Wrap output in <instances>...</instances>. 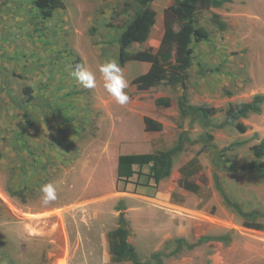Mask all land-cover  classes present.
Wrapping results in <instances>:
<instances>
[{
	"label": "rangeland",
	"instance_id": "rangeland-1",
	"mask_svg": "<svg viewBox=\"0 0 264 264\" xmlns=\"http://www.w3.org/2000/svg\"><path fill=\"white\" fill-rule=\"evenodd\" d=\"M130 1L64 0V8L43 17L34 0H0V264H118L110 261L107 247L101 246L99 239L114 223L119 199L124 201L125 216L131 222L129 240L142 258L160 250L175 264H183L181 256H185L186 264H197L198 257H206L216 248V243H202L193 253V249L182 248L171 254L173 238L163 240L158 235L171 233L169 222H222L238 234L240 252H245L247 245L251 248V240L243 241L240 232L244 230L241 217L223 202L211 178L217 171L227 195L244 210H264V177L243 168L253 158L249 147L260 139L253 129L241 133L230 125L211 128L217 147L242 141L227 151L236 167L233 171L224 166L216 169L211 162L212 147L202 149L197 142L175 157L171 175L157 184L145 179L147 166L137 168L138 173L128 182H118L114 177L118 153L164 149L174 143L180 131L178 123L189 129L188 119L179 117L173 100L179 88L160 84L140 90L131 83L135 75L148 69V62L130 60L120 65L130 81L127 105L117 104L103 86L99 67L106 60H117L119 26L132 13L125 6ZM171 1L151 2L156 20L149 38L131 44L129 49L158 45L163 9ZM257 3L230 0L197 14V24L207 29L210 37L194 43L187 97L192 104L218 108L220 112L212 119L215 123L223 119L227 102L249 98L244 96L248 90L239 93V80L237 84L229 81L233 64L245 73L244 50L226 54L235 63L227 56L221 61V68L227 71L221 76L220 85L225 83L220 96V91L203 93L204 87L209 89L219 80L196 72L197 62L208 67L215 60L212 47L221 32L210 21L211 12L220 14L228 27H235L238 20L237 27L244 28L245 16L236 15V11H258L254 7ZM249 28L258 33L264 46V28L256 23H250ZM225 35L227 43L229 35ZM76 65L95 73V89L84 88L70 76ZM234 85L237 91H233ZM24 87L34 96L28 104L27 123L15 105L25 100ZM158 95L170 96V106H156L154 98ZM146 115L162 122L161 131L144 130ZM207 130L194 122L189 134L196 138ZM195 155L200 172L187 179L200 186L196 192L182 188L178 179L182 176L179 167ZM47 183L56 186L57 199L44 206L41 187ZM55 206L56 210L45 211ZM260 221L264 222V217ZM92 246L95 253L90 250ZM182 251L187 254L180 255Z\"/></svg>",
	"mask_w": 264,
	"mask_h": 264
},
{
	"label": "trees",
	"instance_id": "trees-1",
	"mask_svg": "<svg viewBox=\"0 0 264 264\" xmlns=\"http://www.w3.org/2000/svg\"><path fill=\"white\" fill-rule=\"evenodd\" d=\"M230 0H173L170 5L163 9V32L158 46L153 49L146 47L143 49L131 50V44L144 42L151 31L156 20V11L151 6L152 0H131L125 6L132 9L129 18L120 25L121 31L117 37L118 49L117 60L120 65L127 61L148 62V69L131 79V83L137 89L146 90L160 84L168 85L172 89H180L181 92L176 97V105L181 119H188V128H192L197 122L203 128L209 130L200 133L196 138H191L189 129H183L182 123H178L181 129L173 145L168 148L158 149L151 152L120 153L117 156L116 176L118 181L128 182L130 177L137 172V168L147 166L148 172L145 179L157 184L171 173L174 158L182 152L187 145L200 142L202 149L212 147L211 162L216 169L224 166L228 170H235L236 167L230 161L227 151L232 146L240 144L233 141L230 144L217 148L212 143L214 138L211 128H221L225 125L233 124L241 132L245 131V126L239 122L240 118L246 117L249 112L260 113L261 105L264 101V94H255L249 101L231 102L225 109L224 119L218 123L212 121V115L216 112V107L206 104H192L189 102L186 90L189 79L188 70L193 64L194 43L205 41L209 38L210 32L197 23V14L202 10L221 7ZM34 4L43 17L51 16L54 9L64 8V0H34ZM210 21L219 30L226 28V22L221 20L220 14L211 12ZM197 74L204 76L219 70V66L205 67L201 62H197ZM25 100L15 102V105L23 111V118L28 122V104L34 99L30 88L24 87ZM227 92V91H226ZM229 92H227L228 94ZM169 96H160L155 100L156 105L169 106ZM145 130H160L162 125L159 121L144 116ZM253 158L250 159L243 168L255 175L264 177V138L250 147ZM201 166L197 155L180 167L179 184L185 189L196 192L198 186L195 182L187 179L193 173L200 170ZM217 171L213 172V181L219 191L223 202L231 207L241 218L242 224L251 228H262V224L257 221L264 216V211L257 208L244 210L241 205L231 199L221 184ZM125 205L119 200L116 209L119 210L117 225L106 234L110 260L114 262L129 261L131 264H166L163 261L164 253L160 250L152 251L148 258H142L128 236L130 230L128 220L123 209ZM210 240L226 242V234L203 235L197 241L190 242L183 237L174 238V249L171 254L178 253L182 248L187 250Z\"/></svg>",
	"mask_w": 264,
	"mask_h": 264
},
{
	"label": "crops",
	"instance_id": "crops-1",
	"mask_svg": "<svg viewBox=\"0 0 264 264\" xmlns=\"http://www.w3.org/2000/svg\"><path fill=\"white\" fill-rule=\"evenodd\" d=\"M171 2L169 4H167L166 7L168 5H170ZM254 7H257L259 12L256 11L254 8H252V9H254L253 11H245V13H242L241 11H239V12L236 11V15L238 13L239 16H242V15L245 16V19L243 18V20L246 21L247 24H244V28L237 27V23L240 22L238 20L236 22L235 27H232V26L228 27V25L226 23V28L223 30H220L221 33H218L217 37L215 38L216 42L215 41L214 42L216 44H214L212 47V49H213L212 54H213V58L215 57V60L211 64H209L210 66H208V65H206V66L213 67V66H219L220 65L219 70L214 71L212 73H209V74L213 75L214 77H217V80L218 79L219 80L217 81V84H214V83L211 84V87L209 89H208V86L204 87V88H206L203 91L204 94L210 93V91H215V92L220 91V93H218V95H217V96H220V94L222 92V89H221L222 85L225 83V82H223L220 85V82H222L221 76H224V73H226V71H227L225 68L224 69L221 68V61H223L225 59V56H227L226 54L232 50H244V52H245V56H244V58H246L245 71H244L245 73L244 74L241 73V70L237 67V64H233V67L230 68V69H233V71H232V73H229V81L230 82H234L237 84L238 80H239V87H238L239 93L243 94V90L244 91L248 90L245 92L244 96H246V98H249V99L248 100H242V101H249V100H251L253 95L258 94V93L264 94V46L261 45L258 33H256L254 30L249 28L250 23H256L258 25H261L264 28V0H258V3ZM55 10L56 9L53 10L52 15L54 14ZM236 15H235V17H236ZM234 20H236V18H234ZM162 25H163V21H162ZM226 30H228V31H226ZM227 33L229 35V38L227 39V43H224V40L226 39L225 34H227ZM254 33L257 34L258 36H256ZM148 38H149V36H148ZM159 41H160V39H159ZM155 48H153V49H155ZM206 56L207 55L203 54L202 57L205 58ZM227 58L232 60L230 55L227 56ZM248 58H249V60H248ZM206 59H208V58H206ZM230 65L231 64L229 63L228 67H230ZM230 69H229V71H230ZM196 70H197V68H196ZM206 75H208V74H206ZM206 75H204V76H206ZM153 87H155V86H153ZM150 88H152V87H150ZM228 89H229V91L232 90L231 88H228ZM238 89H237L236 85L233 86V91H237ZM205 90H206V92H205ZM229 91H227V92H229ZM180 92H181V90L179 91V93ZM186 94H187V90H186ZM228 94H230V93H228ZM160 96H162V95H158L154 98V104H155V100ZM164 96H166V95H164ZM170 99H171V97H170ZM173 100L175 103V107L177 108L176 97H174ZM171 101H172V99H171ZM171 101H170V104H171ZM235 102H239V101H235ZM229 103H231V102H227L226 107L223 110L224 116H225V109L227 108ZM156 106H160V105H156ZM169 106H162V107H169ZM211 106H213V105H211ZM177 112H178V109H177ZM219 112H220L219 109L216 108V112L212 115L211 118L213 119V116L217 115ZM178 115H179V113H178ZM146 116H149V115H146ZM149 117L159 121L162 125V128H163V124L159 119L152 117V116H149ZM223 119H224V117H223ZM239 122L242 123L246 127L244 132L252 131V129H253L254 131H256L257 134L260 135V139L264 138V101L261 105V112L260 113L249 112V114L246 117L240 118ZM229 125L234 126L233 124H229ZM143 127H144V122H143ZM161 129L160 130H145V128H144V130L148 131V132L161 131ZM235 129L237 131L241 132L236 127H235ZM244 132H241V133H244ZM190 137H191V135H190ZM233 141H239L240 144L242 143L241 140H233ZM233 141H231V142H233ZM231 142H229L228 144H230ZM255 143H258V142H255ZM255 143H253V144H255ZM228 144L221 145L220 147H217L218 145L214 144V146H216L217 148H221V147L226 146ZM253 144H251V146ZM170 146H168V147H170ZM187 146H189V145H187ZM168 147H166V148H168ZM250 147H249V149H250ZM123 153H137V152H123ZM119 154L120 153H118V155ZM179 154H177V155H179ZM211 154H212V151H211ZM252 157H253V154H252ZM116 166H117V157L115 159V170H114L115 176H116ZM173 167H174V161H173V165L171 168V173H172ZM180 167H179V170H180ZM198 172H200V170ZM171 173H170V175H171ZM212 178H213V173H212ZM116 181H118V180L116 179ZM197 186L199 189L200 186L198 184H197ZM182 188H184V187H182ZM119 200L123 201L122 199H119ZM123 203H124V201H123ZM256 208H251V209H256ZM56 209L57 208L55 206V207H52V208L47 209L45 211H52V210H56ZM125 209H126V207L123 209L124 213H125ZM251 209H248V210H251ZM114 210L117 211L114 223L110 227H106L101 232V236L99 239L100 245L103 246L104 248L107 247V251H106L107 253L106 254L108 256L110 254L108 251V243H107L106 234L109 230H111L112 228H114L117 225V216L119 213V210H117L116 208H114ZM258 210H260V209H258ZM260 211H264V210H260ZM263 217H259L257 219V221L262 224V228H257V227L251 228V227L244 226L242 224V220H241L240 225L244 228L243 231H240V232H242L243 241L244 240L245 241L251 240V242H252V244H250L251 248H249V245L245 246V248L243 249L245 252H240V250H238L237 240H239V239H238V234L235 232V230L230 226H226L222 222H169L168 227L170 228L171 233H168L167 231H165V232H167V234L162 235V233H160L158 235H160L159 237H161L163 240H165L166 238L167 239L173 238V240H174V238L183 237L187 241L195 242L203 235L226 234L228 237V240L226 242L215 241V240L203 242V243H208V244L209 243H213V244L216 243L217 246L215 249H212V250L210 249L211 253L208 254L206 257H198L197 258V264H264V222L260 221V219ZM97 219H98V222H102L101 218H99V215H97ZM151 223L152 222H150V225H151ZM130 224H131V222H128V227H129V230L131 233V227H130L131 225ZM155 231L158 232L159 230L156 229ZM151 233L152 232H149V235ZM228 233L231 235L230 237L228 236ZM129 236H130V234H129ZM129 236H128V240H129ZM129 242L132 243L130 240H129ZM197 246H199V245H197ZM197 246H195V247H197ZM174 247H175V244H174ZM104 248L102 249V251L104 250ZM93 249H94V246H92V249H90V250H92L93 253H95V249L94 250ZM173 249L174 248H172L171 251ZM197 249L198 248L193 249L192 253ZM179 254L180 255H186L187 253L182 251ZM64 256H66V254H64ZM182 257H184V258H182ZM232 257L234 258V260H232ZM180 258H182L183 264L187 263V261L185 260V256H181ZM164 259H165L164 263H166V264H175L171 260H169V258H167V257ZM112 262H114V261H112ZM114 263L131 264L129 261H121V262H114Z\"/></svg>",
	"mask_w": 264,
	"mask_h": 264
},
{
	"label": "clouds",
	"instance_id": "clouds-1",
	"mask_svg": "<svg viewBox=\"0 0 264 264\" xmlns=\"http://www.w3.org/2000/svg\"><path fill=\"white\" fill-rule=\"evenodd\" d=\"M99 72L103 79V86L115 102L121 106H125L130 102V96L126 89L130 86V81L125 77L118 60H106L99 67ZM70 76L81 86L87 89H95L97 87L96 75L94 72L85 68L83 65H76L72 68ZM41 202L44 206L49 205L57 199L56 186L47 183L41 187Z\"/></svg>",
	"mask_w": 264,
	"mask_h": 264
}]
</instances>
